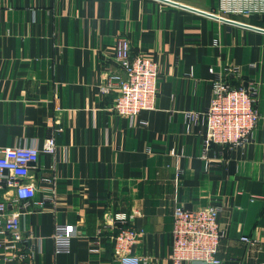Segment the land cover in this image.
Here are the masks:
<instances>
[{
  "label": "crops",
  "instance_id": "obj_1",
  "mask_svg": "<svg viewBox=\"0 0 264 264\" xmlns=\"http://www.w3.org/2000/svg\"><path fill=\"white\" fill-rule=\"evenodd\" d=\"M171 1L223 14L220 0ZM218 17L256 29L159 0H0V146L57 144L32 171L36 199L55 189L56 208L22 216L35 253L20 264H119L111 240L119 213L143 231L134 254L173 264L174 207L212 204L227 230L222 264H264V14ZM123 34L159 64L156 107L140 115L148 126L115 114V94L100 92L118 70ZM229 68L239 70L233 86L259 84L260 119L244 148L206 149L205 126L188 114L210 106L213 81ZM58 223L76 230L68 254L55 252Z\"/></svg>",
  "mask_w": 264,
  "mask_h": 264
},
{
  "label": "built area",
  "instance_id": "obj_2",
  "mask_svg": "<svg viewBox=\"0 0 264 264\" xmlns=\"http://www.w3.org/2000/svg\"><path fill=\"white\" fill-rule=\"evenodd\" d=\"M219 15L264 14V0H220ZM113 59L118 67L110 72L100 85L104 96L115 94L111 107L118 116L129 118L141 126L148 122L140 118L143 111L153 110L158 99L159 64L157 60L133 49L126 34L120 35L113 48ZM212 73L214 69L210 70ZM239 70L229 68L226 73H218L213 81V97L210 106L203 112L188 114L189 121H201L205 126L204 145L244 148L254 138L260 114L257 109L260 86L247 83L235 87L230 77H237ZM59 129V128H58ZM62 129L60 128L59 131ZM56 140L49 138L40 149L35 144L0 146V264H20L32 260L35 246L31 237L21 227L22 216L52 204L56 208L55 189L42 200L36 199L38 184L32 174L37 169L42 153L54 154ZM175 156L176 152L172 151ZM209 162L207 163V170ZM46 185L55 186L56 178L45 176ZM222 206L212 204L188 208L176 205L173 209V230L170 259L173 264L201 262L222 264L219 256L221 244L227 237V230L219 221ZM116 232L111 235L114 244L113 258L119 264H148L144 256L134 254L143 231L128 225L126 214H116ZM76 230L68 224L55 226L54 244L57 254L71 251ZM241 241L250 247L261 244V240L242 236ZM90 252L96 253V248Z\"/></svg>",
  "mask_w": 264,
  "mask_h": 264
},
{
  "label": "water",
  "instance_id": "obj_3",
  "mask_svg": "<svg viewBox=\"0 0 264 264\" xmlns=\"http://www.w3.org/2000/svg\"><path fill=\"white\" fill-rule=\"evenodd\" d=\"M159 1L164 2V3H168V4H172V5H176V6H180L182 8H185V9H188V10H191V11H194V12H198V13H201V14H204V15H207V16H210V17H213V18H216V19H220L223 22H227V23H231V24H236V25H239V26H242V27H246V28L256 29V28H253L252 26H249L247 24H243V23H240V22H237V21H234V20L226 19V18H219L215 14L208 13V12L198 11V10H195L194 8H190V7H187V6H183L181 4H178L176 2H173L171 0H159ZM260 31H263L264 32V30H260Z\"/></svg>",
  "mask_w": 264,
  "mask_h": 264
}]
</instances>
